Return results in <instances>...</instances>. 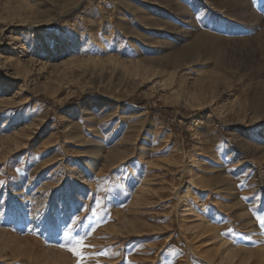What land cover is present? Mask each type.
I'll list each match as a JSON object with an SVG mask.
<instances>
[{
  "label": "rangeland",
  "instance_id": "374dc122",
  "mask_svg": "<svg viewBox=\"0 0 264 264\" xmlns=\"http://www.w3.org/2000/svg\"><path fill=\"white\" fill-rule=\"evenodd\" d=\"M263 91L264 0H0V264H264Z\"/></svg>",
  "mask_w": 264,
  "mask_h": 264
},
{
  "label": "bare ground",
  "instance_id": "6f19581e",
  "mask_svg": "<svg viewBox=\"0 0 264 264\" xmlns=\"http://www.w3.org/2000/svg\"><path fill=\"white\" fill-rule=\"evenodd\" d=\"M209 40L203 39L199 42H193L190 44L186 49H183L182 51L178 52V54H175L171 59L178 60H196L199 55L207 56V57H213L215 59V66H220V62L218 59V56L210 52L209 49H206L207 44ZM172 54V53H171ZM204 58V57H203ZM221 58V57H220ZM214 62V61H213ZM264 94V91L262 92ZM252 108L258 112H264V98H255L252 101Z\"/></svg>",
  "mask_w": 264,
  "mask_h": 264
},
{
  "label": "snow or ice",
  "instance_id": "6c2138e0",
  "mask_svg": "<svg viewBox=\"0 0 264 264\" xmlns=\"http://www.w3.org/2000/svg\"><path fill=\"white\" fill-rule=\"evenodd\" d=\"M81 207H82V205H81ZM83 222L81 221L79 224H77L76 225V227H80V225L82 224ZM260 225L262 226V227H264V218H261L260 219ZM65 227H67V224H65ZM77 235H79V233H77ZM83 237H81L78 241H76V243H78V244H83ZM77 255H79V254H77Z\"/></svg>",
  "mask_w": 264,
  "mask_h": 264
}]
</instances>
